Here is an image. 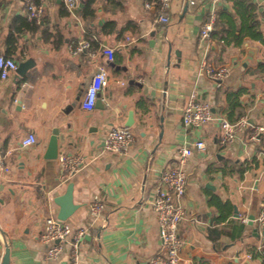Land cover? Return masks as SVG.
Instances as JSON below:
<instances>
[{"label": "crops", "instance_id": "1", "mask_svg": "<svg viewBox=\"0 0 264 264\" xmlns=\"http://www.w3.org/2000/svg\"><path fill=\"white\" fill-rule=\"evenodd\" d=\"M34 1L43 7L36 26L18 22L30 20L25 0H0V55L17 65L32 62L19 82L15 70L0 78V150L8 167L0 170V260L8 245L9 264H68V246L57 260L44 257L40 234L46 216L58 212L54 199L72 182L77 208L66 221L88 230L79 264H158L152 261L160 238L150 201L159 172L177 165L179 146L201 138L204 148L184 164L179 264H263L248 248L264 246V228L254 219L248 224V217L264 202V136L251 139L244 131L220 146L217 117L226 118V92L240 89L235 113L251 125L264 124V0L219 1L214 28L227 43L212 37L207 50L211 64L227 68L219 84L198 73L202 3H187L183 13L185 0H171L169 21L161 23L158 8L146 0H92L93 16L83 15L87 0L73 8L65 0ZM83 41L90 46L76 51ZM105 46L114 49L112 60ZM100 65L108 71L97 97L102 107L85 110L81 101ZM192 92L214 113L197 129L182 123ZM130 111L134 142L122 153L106 150L104 134L125 125ZM54 128L58 155L47 159ZM28 133L36 143L21 147ZM63 154L82 158L64 181ZM95 198L104 204L96 217L89 213Z\"/></svg>", "mask_w": 264, "mask_h": 264}, {"label": "built area", "instance_id": "2", "mask_svg": "<svg viewBox=\"0 0 264 264\" xmlns=\"http://www.w3.org/2000/svg\"><path fill=\"white\" fill-rule=\"evenodd\" d=\"M171 0H158V17L161 23L169 21L168 10ZM188 4L206 6V15L201 22L198 46L203 50L198 62V73L206 75L219 84L227 73L225 65L214 66L208 61L207 50L212 42L211 32L217 16V9L220 0H185ZM69 8L76 6V0H65ZM149 7L150 4L146 3ZM27 17L30 20L39 22L42 18L43 7L37 5L34 0H25ZM90 46L88 41H83L77 46L76 51L83 50ZM103 53L108 60L113 59L114 49L108 46L103 48ZM17 62L8 56L0 55V78H6L11 70H15ZM108 71L105 66H98L96 72L91 76L87 85L81 106L85 110H92L95 106L98 93L107 84ZM220 131L218 144L225 146L232 142L238 133L248 131L251 139L264 136V124L251 125L246 116L241 115L235 121L219 116ZM214 119L212 107L207 101L200 99L195 92L189 94L182 108V123L185 127L197 129ZM134 132L129 126H113L103 137L104 148L108 151L122 153L134 142ZM36 143V136L28 133L20 140L21 147H27ZM205 143L203 139L197 138L192 143L182 144L178 148L177 165L162 169L159 172L155 194L150 201L155 211L158 233L160 238L159 253L152 260L158 264H179V252L183 246V240L179 235L178 226L184 218L185 211L181 204V199L185 195L188 175L184 169V164L194 149H203ZM82 164L80 156L63 154L59 157L61 170V180H66L77 172ZM0 170H8L5 164V155L0 150ZM104 204L95 198L90 202L89 213L93 216L101 214ZM246 221L245 216L241 217ZM255 223L264 228V202L261 204L258 214L254 218ZM88 234L84 226L72 227L66 220L57 218L49 214L44 221V227L40 234L42 243L45 244L44 257L47 260H57L60 258L65 246L69 247L68 264H79L80 248L83 238ZM261 250L263 246H257ZM250 256V254H248Z\"/></svg>", "mask_w": 264, "mask_h": 264}, {"label": "water", "instance_id": "3", "mask_svg": "<svg viewBox=\"0 0 264 264\" xmlns=\"http://www.w3.org/2000/svg\"><path fill=\"white\" fill-rule=\"evenodd\" d=\"M83 5L82 2H80L79 6ZM187 9V2L185 1L184 7H183V13ZM169 53H168V59H169ZM32 65V62L30 60H25L20 62L16 69V83L19 82V79L21 77H24L26 74L27 69ZM95 106L102 107L101 100L97 98ZM132 124V111L129 112L128 118L125 122V126H131ZM58 134L59 130L58 128H54L52 131V135L50 137V140L48 142L46 153L44 155L47 159H55L58 155ZM72 189H73V183L68 182L66 185V190L63 194L57 196L54 199V202L59 206L58 212L56 214V217L62 220H66L73 212L76 210L77 205L73 203L72 200ZM235 216L237 215V208L234 207ZM248 224L253 223V216L248 217ZM255 235L258 234L257 229L254 228ZM263 240H264V231L262 232ZM0 264H9V247L8 245L5 246L4 253L1 257Z\"/></svg>", "mask_w": 264, "mask_h": 264}, {"label": "trees", "instance_id": "4", "mask_svg": "<svg viewBox=\"0 0 264 264\" xmlns=\"http://www.w3.org/2000/svg\"><path fill=\"white\" fill-rule=\"evenodd\" d=\"M148 2L153 3V5L155 7H157V0H146ZM237 2H241V0H235ZM92 3V0H87L85 6L83 7V15H94V10L90 7ZM19 24H28L29 22L32 23L34 26L38 25L34 22V20H27V19H19L18 20ZM215 25V24H214ZM218 32L214 30L211 32V37L216 38L218 40L223 41L224 43H227V35L225 34H217ZM255 36H259L260 33H256L254 34ZM241 90H236V91H227L226 92V98L228 101V106L225 110H223V114L226 116V118L229 121H235L238 117L241 116V112L237 111L235 113V109L240 106V102H239V95L241 94ZM230 209V208H229ZM243 228V226L241 225V229ZM248 252L250 253L252 258H256V257H260L262 259V262L264 264V246L261 250H258L256 248V246H250L248 248ZM200 264H206V262H202Z\"/></svg>", "mask_w": 264, "mask_h": 264}]
</instances>
